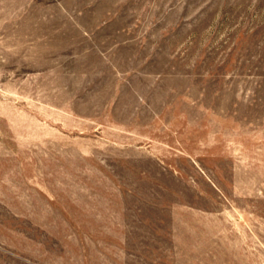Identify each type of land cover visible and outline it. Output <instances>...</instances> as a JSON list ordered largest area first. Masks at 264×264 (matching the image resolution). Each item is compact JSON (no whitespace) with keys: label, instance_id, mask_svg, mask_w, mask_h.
<instances>
[{"label":"rangeland","instance_id":"374dc122","mask_svg":"<svg viewBox=\"0 0 264 264\" xmlns=\"http://www.w3.org/2000/svg\"><path fill=\"white\" fill-rule=\"evenodd\" d=\"M0 264H264V0H0Z\"/></svg>","mask_w":264,"mask_h":264}]
</instances>
